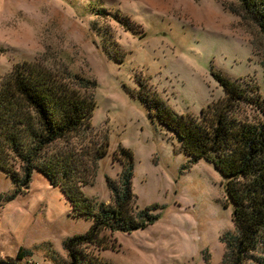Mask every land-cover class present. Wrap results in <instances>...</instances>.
<instances>
[{
    "label": "rangeland",
    "instance_id": "rangeland-1",
    "mask_svg": "<svg viewBox=\"0 0 264 264\" xmlns=\"http://www.w3.org/2000/svg\"><path fill=\"white\" fill-rule=\"evenodd\" d=\"M232 7L234 0H0V80L15 64L36 60L96 83L91 127L107 136L109 149L88 185L79 175L81 207L110 203L109 184L122 171L118 149L133 155L134 205L156 219L130 234L102 232L106 249L81 247L101 262L220 264L222 236L233 231L224 179L203 160L188 166L175 136L131 94L156 93L175 114L198 117L224 98L217 73L264 109V39ZM259 114L252 104L236 115ZM90 150L78 149V158ZM14 189L0 171V264H67L64 242L85 234L92 220L73 217L62 191L36 171L9 199ZM21 250L25 258L17 257Z\"/></svg>",
    "mask_w": 264,
    "mask_h": 264
},
{
    "label": "trees",
    "instance_id": "trees-1",
    "mask_svg": "<svg viewBox=\"0 0 264 264\" xmlns=\"http://www.w3.org/2000/svg\"><path fill=\"white\" fill-rule=\"evenodd\" d=\"M234 1L237 8L232 7L231 13L250 21L264 39V0ZM115 19L122 23L118 15ZM112 48L115 54L120 53L116 45ZM117 61L122 62L121 55ZM68 74H58L35 60L15 64L0 80V171L15 185L9 199L28 186L36 171L62 191L73 217L92 220L85 234L64 242L67 264H108L81 247L106 249L102 232L130 234L145 229L156 218L149 209L137 212L131 194L133 155L123 148L117 153L122 163L118 184H109L110 203L93 210L81 207L79 175L81 183L88 185L89 175H95L97 162L107 155L109 146L107 136L95 135L91 127L96 83ZM212 75L224 98L198 117L175 114L153 92L140 90L131 96L147 109L151 119L175 136L188 166L203 160L224 179L233 231L222 236L225 253L220 264H264V109L229 78ZM252 104L260 110V119L236 115L241 105ZM80 143H85L83 148L91 146L82 159L78 158V149H83L77 147ZM20 252L17 257L27 256Z\"/></svg>",
    "mask_w": 264,
    "mask_h": 264
}]
</instances>
